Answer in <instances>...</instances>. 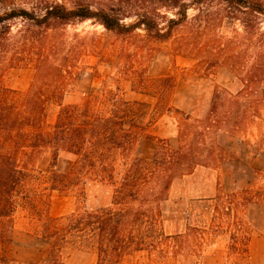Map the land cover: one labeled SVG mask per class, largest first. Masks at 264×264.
Masks as SVG:
<instances>
[{
  "label": "rangeland",
  "instance_id": "obj_1",
  "mask_svg": "<svg viewBox=\"0 0 264 264\" xmlns=\"http://www.w3.org/2000/svg\"><path fill=\"white\" fill-rule=\"evenodd\" d=\"M45 2H60L69 8H114L118 14V0H0V13L26 8L40 15L41 3ZM154 3L150 6L167 18L181 17L179 7ZM134 8L139 10L137 5ZM228 9L222 0H213L201 12L203 16L196 18L199 9L193 5L188 20L175 27L168 40L149 37L143 28L118 34L97 19L52 20L49 26L40 27L33 20L18 17L10 21V31L0 26V90L8 91L10 102L19 110L27 109L24 98L30 91L49 96L58 92L59 82L51 68L40 75L39 64L46 61L63 68L64 104L84 102L95 89H113L125 100L151 107L161 103V112L147 126L146 135L126 154L118 151L116 178L120 180L125 161L153 158L159 138L179 146L180 111L204 118L216 93L228 99L244 89L248 72L264 57V16L258 28L248 31L240 19L229 15ZM206 14L212 16L204 17ZM135 20L128 17L124 21L131 24ZM167 77L172 80L163 82ZM263 88L264 76L247 91L255 95ZM241 102L245 106L249 100L242 98ZM59 109L56 101L47 102L45 131L53 129ZM251 109H256V114L244 120L242 129L231 132L221 124V128L212 130L210 137L222 146L223 159L176 178L161 203L165 234L187 235L190 227L200 228V232L179 242L177 249L166 245L127 255V263L264 264V202L240 208L239 216L250 231L248 252L242 256L233 246L234 213L229 215L227 209L218 207L220 198L228 194L244 188H264V102L253 104ZM49 150L36 156L24 188L16 195L14 241L11 245L0 242V264H53L40 237L48 217L78 209L114 207L115 185L107 180H87L83 192L74 186L53 189L51 168L67 170L70 157L62 154L54 167ZM60 258L64 264L98 261L95 246L81 238L64 243Z\"/></svg>",
  "mask_w": 264,
  "mask_h": 264
},
{
  "label": "trees",
  "instance_id": "obj_2",
  "mask_svg": "<svg viewBox=\"0 0 264 264\" xmlns=\"http://www.w3.org/2000/svg\"><path fill=\"white\" fill-rule=\"evenodd\" d=\"M118 0V14L114 8L78 6L69 8L60 2L41 3L42 14L26 8L12 9L0 13V26L10 31V21L18 17L33 20L37 26H49L52 20L64 22L73 20L97 19L107 29L118 34L131 33L143 28L149 37L168 40L175 27L187 21L188 11L198 6L199 13L210 6L213 0ZM228 6V13L240 19L248 31L258 28L264 16L262 0H222ZM155 2V3H154ZM180 8V18H167L157 7ZM138 7L136 10L134 7ZM211 17L206 14L204 17ZM128 17H135L131 24L125 23ZM49 68L57 77L58 92L50 96L30 91L24 98L25 110H19L10 102L8 91L0 90V242L11 245L14 241L17 207L16 195L24 188L30 175L31 166L38 154L51 150L52 164L62 154L70 157L65 171L51 168L53 189L74 186L83 192L87 180L101 179L115 185L114 207L97 209H78L70 214L46 219L40 237L46 244L47 255L53 264H64L60 250L71 238H81L95 246L98 255L96 264H131L125 261L127 255L142 250H152L170 246L180 247L185 238L195 237L200 232L190 227L188 234H165L162 228L161 203L176 178L192 174L199 166L211 167L223 159L222 146L210 137L212 130L221 124L231 132L242 129L244 120L255 115L253 104L264 102V88L260 94L253 95L247 90L256 80L264 76V57L258 59L245 78V87L237 96L222 99L218 93L208 114L204 118H193L191 114L180 111L178 120L179 141L173 147L167 139H158L159 146L153 158H133L125 161L124 172L117 180L118 151L126 154L141 136L146 135L161 112V103L151 107L141 101H128L118 96L113 89H95L81 103L64 104L65 92L63 68L50 66L46 61L39 64L40 75ZM71 72V71H70ZM47 74V73H46ZM172 77L163 79L168 83ZM164 87V84H161ZM160 93L162 87H160ZM249 100L242 105L241 99ZM54 100L59 112L51 131L43 129L46 104ZM227 105V109L221 106ZM160 107V108H159ZM146 117L149 120L146 122ZM212 139L209 141V139ZM49 150V151H50ZM264 202V188L258 190L244 188L220 198L219 208L233 214V246L242 256L248 252L250 231L239 216L241 206L252 202Z\"/></svg>",
  "mask_w": 264,
  "mask_h": 264
}]
</instances>
